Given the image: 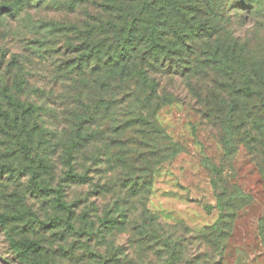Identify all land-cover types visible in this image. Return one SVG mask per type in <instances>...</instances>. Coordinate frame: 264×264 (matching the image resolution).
Returning a JSON list of instances; mask_svg holds the SVG:
<instances>
[{"label":"rangeland","instance_id":"obj_1","mask_svg":"<svg viewBox=\"0 0 264 264\" xmlns=\"http://www.w3.org/2000/svg\"><path fill=\"white\" fill-rule=\"evenodd\" d=\"M80 3L51 0L16 17H0L2 107L16 116L15 104L38 106L24 118L40 128L33 134V152L49 163L32 181L22 148L30 144L18 142L17 131L0 117V215L8 218L0 222V264H264L259 167L244 145L233 158L225 157L201 104L180 78L170 79L175 101L157 113L179 152L151 170L145 192L126 194L147 176V136L136 125L124 126L122 116L113 121L89 115L83 107L101 91L73 85L56 72L64 59L77 55L65 43L63 25L83 23ZM228 21L229 29L235 26L256 52H264V13L245 24L240 13ZM77 139L81 148L70 157L68 147ZM218 166L222 177L213 174ZM71 172L82 178L71 179ZM35 181L58 193L40 192ZM227 183L248 194L242 208L236 209L240 202L233 196L218 198ZM69 216L77 230L66 226ZM26 239L40 250L22 258L12 243ZM174 248L179 251L172 262Z\"/></svg>","mask_w":264,"mask_h":264},{"label":"trees","instance_id":"obj_2","mask_svg":"<svg viewBox=\"0 0 264 264\" xmlns=\"http://www.w3.org/2000/svg\"><path fill=\"white\" fill-rule=\"evenodd\" d=\"M50 1L13 0L3 4L0 0V17L3 14L16 17L26 9ZM261 1L81 0L83 23L63 25L65 43L76 49L71 53L77 55L64 59L56 72L73 85H89L101 91L83 109L89 115L97 113L96 119L115 121L122 116L124 126L136 125L143 136H147L149 156L144 159L147 176L142 185L135 181L133 187L126 190L129 198L145 192L151 170L179 152L157 119L158 111L175 101L171 78H180L201 104L199 111L207 126L216 131L226 158H233L241 145L247 148L259 167L264 190V52H256L242 34L237 33L235 26L227 27L228 19L232 20L238 13L244 14V24L250 22L251 16L264 13ZM10 103L15 104L12 100ZM2 104L0 100V117L4 116L5 125L8 123L17 131L18 142L25 139L30 144H22V148H25V168L29 169L33 181L42 175L41 169L49 165L48 160L33 152V134L40 128L25 121L38 111V106L32 103L26 108L15 104L20 113L13 116L12 110L4 109ZM21 115L25 117L23 121ZM79 132L80 126L76 133ZM80 148L77 139L67 153L73 157ZM121 151L117 157L123 164ZM213 174L224 176V168L214 167ZM68 176L82 178L77 173ZM214 181L213 178L216 189L218 183ZM34 183L40 192L54 190L58 193V190ZM225 195L240 202L236 209L246 205L241 206L249 198L239 186L228 183L218 193V198ZM224 208H228V204ZM71 216L67 217L66 226L77 230ZM7 219L6 215H0L1 223ZM260 234L264 242V212ZM12 245L22 258L40 250V244L27 239L14 241ZM178 251L172 250V262Z\"/></svg>","mask_w":264,"mask_h":264}]
</instances>
